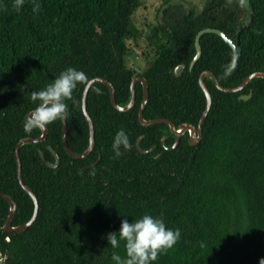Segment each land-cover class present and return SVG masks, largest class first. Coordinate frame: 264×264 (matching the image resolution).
<instances>
[{
	"label": "trees",
	"instance_id": "16d2710c",
	"mask_svg": "<svg viewBox=\"0 0 264 264\" xmlns=\"http://www.w3.org/2000/svg\"><path fill=\"white\" fill-rule=\"evenodd\" d=\"M14 0H0V191L16 203L12 225L27 222L34 203L18 180L16 145L24 137H39L40 128L25 131L28 115L36 107L32 91L43 89L68 67L86 74L72 99L67 100V143L83 152L89 144V125L82 110L86 82L108 80L115 100H130L133 76L146 79L149 99L146 120L167 118L176 128L198 125L206 107L199 84L203 71L212 72L221 85L233 87L254 71H264V0H247L246 24L230 6L231 0H206L200 13L182 4L167 5L161 19L150 27L147 40L155 55L139 73L127 66V41L141 30L132 22L140 0H25L19 12ZM167 4V2H166ZM205 27L222 30L237 48L219 35L200 37L201 55H195V37ZM185 64L180 76L177 65ZM212 104L196 145L189 134L175 141L169 124L143 126L138 111L143 86L128 111L117 110L109 88L94 83L86 109L95 129L93 150L84 158L71 157L64 148L62 121L46 127L45 141L20 148L22 176L38 199L36 219L22 232L4 229L9 202L0 196V256L3 264H115L107 234L118 231L122 219L135 221L143 214H162L168 227L179 228L177 243L153 264H259L264 258V78H253L238 92L218 89L205 77ZM251 93L247 100L240 95ZM38 103V102H37ZM124 129L131 149L114 158L112 141ZM139 136L147 154L136 147ZM164 138V143H162ZM59 165L50 168L39 150ZM92 166V167H90Z\"/></svg>",
	"mask_w": 264,
	"mask_h": 264
},
{
	"label": "clouds",
	"instance_id": "9594fccd",
	"mask_svg": "<svg viewBox=\"0 0 264 264\" xmlns=\"http://www.w3.org/2000/svg\"><path fill=\"white\" fill-rule=\"evenodd\" d=\"M24 4L25 0H14L12 6L19 12ZM40 8L39 0H33V14L38 13ZM86 78L83 71L68 67L43 89L32 91L30 99L36 103V107L25 122V131L43 128L57 120L67 121L69 111L66 101L72 99L73 90ZM111 146L114 158L123 154L122 149H131L129 136L124 129L116 132ZM180 237L181 230L168 227L162 214L153 216L145 213L135 221L122 219L119 230L107 234V241L113 249H118L120 242H124V257L115 251L111 254L115 264H153L158 260V256L173 247ZM259 264H264V258L260 259Z\"/></svg>",
	"mask_w": 264,
	"mask_h": 264
},
{
	"label": "water",
	"instance_id": "95a60500",
	"mask_svg": "<svg viewBox=\"0 0 264 264\" xmlns=\"http://www.w3.org/2000/svg\"><path fill=\"white\" fill-rule=\"evenodd\" d=\"M205 33H215V34L219 35L232 48V50H233V61L227 70V73H229L235 67V65L237 63L238 54H237L236 45L234 44V42L230 38H228L226 36V34L222 30H220L218 28H213V27H205V28L200 29L197 32L196 37H195L196 52H195V55L189 64V69H191L193 67V65L195 64V62L197 61V59L201 55L200 37ZM185 67H186L185 64L177 65L174 68V74L176 76H180L183 73ZM205 77L210 78L213 81V83L215 84V86L222 91L238 92L241 89H243L253 78H256V77L264 78V71L259 70V71L252 72L240 84L233 86V87H226V86L221 85L220 82L218 81V79L216 78V76L212 72L203 71L199 75V84H200L202 91L205 94V97H206V107H205V109H204V111H203V113L199 119L197 126H195L193 124L182 123V124H180V126L178 128H176L174 123L167 118H156V119H150V120L144 119L143 111H144V108H145L147 101L149 99L148 84H147V81L144 77L139 76V75L133 76V78L131 80V84H130V92H131L130 100L125 105H119L116 102L114 87L108 80H106L102 77L91 78L90 80H88L86 82V85H85L84 91H83V95H82V110L84 112V115H85L86 120H87L88 125H89V144H88V147L83 152H80V153L72 151V149L68 146V143H67V121H62V138H63V145H64L65 150L67 151V153L71 157L77 158V159L84 158V157L88 156L90 154V152L93 150L94 141H95V138H94L95 129H94V124H93L92 118L90 117V115L86 109V101H87L88 91H89L90 87L92 86V84H94V83H102V84H105L109 88L111 102L117 110L128 111L131 107H133V105L135 103V97H136L135 85L137 82H140L143 86V101H142L141 106H140L139 111H138V119H139L140 123L143 126H148L151 124H157V123H163V122L169 124V128H170L169 132L171 134L175 135V141L171 146L167 147V149H174L179 144L181 136L186 132L189 134V138H188L189 144L196 145L202 138V125H203V122H204V120L208 114V111L211 107V104H212V96H211L210 90H209V88L205 82ZM251 93L252 92L250 91V93L247 95H240V99H243V100L249 99L251 97ZM30 113H29V115H30ZM40 129H41V135L39 137L27 136V137H24L21 140H19L17 145H16V151H15L17 168H18V180H19V183L21 184V186L24 188V190L26 192H28V194L31 196L33 203H34V212H33L32 217L27 222H25L24 224H21V225L13 226L12 220L14 218V214L16 211V203L13 200V198L11 196H9L7 193L0 191V196L5 198L9 202V205H10L9 215L5 221V224H4V229L7 232H22V231L26 230L33 223V221L36 219V216L38 213V209H39L38 199H37L36 195L34 194V192L27 185H25V183L23 181L22 164H21V158H20V148L23 144H26V143H39V142L45 141L47 138V135H48V128L46 126H44L43 128H40ZM141 139H142V136H139V138L137 139V142H136V147H137L139 152L147 154V153L152 152L155 149V146L148 148V149H144L140 144ZM162 143H164V138H162ZM48 148L54 155V159H55L54 162H51L50 160H48L45 157L42 150H39V154L47 166H49L50 168H56L60 162L59 155L51 146H49ZM90 167H92V166H90Z\"/></svg>",
	"mask_w": 264,
	"mask_h": 264
},
{
	"label": "rangeland",
	"instance_id": "374dc122",
	"mask_svg": "<svg viewBox=\"0 0 264 264\" xmlns=\"http://www.w3.org/2000/svg\"><path fill=\"white\" fill-rule=\"evenodd\" d=\"M167 2V4H166ZM206 0H140V5L132 14V22L137 26L142 35L136 40L129 39L127 44L129 51L126 56V64L137 74L141 72L155 55V49L147 40L150 27L158 23L165 6L182 4L186 9L193 7L196 13H200ZM230 6L235 10L241 21L246 24L249 20L250 10L247 0H231ZM0 256V264L2 263Z\"/></svg>",
	"mask_w": 264,
	"mask_h": 264
},
{
	"label": "built area",
	"instance_id": "2783aa9c",
	"mask_svg": "<svg viewBox=\"0 0 264 264\" xmlns=\"http://www.w3.org/2000/svg\"><path fill=\"white\" fill-rule=\"evenodd\" d=\"M1 264H3V263H1Z\"/></svg>",
	"mask_w": 264,
	"mask_h": 264
}]
</instances>
